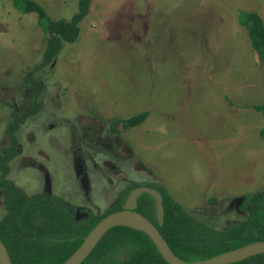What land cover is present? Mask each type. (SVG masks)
Listing matches in <instances>:
<instances>
[{
  "label": "rangeland",
  "instance_id": "obj_1",
  "mask_svg": "<svg viewBox=\"0 0 264 264\" xmlns=\"http://www.w3.org/2000/svg\"><path fill=\"white\" fill-rule=\"evenodd\" d=\"M37 1L68 19L77 0ZM239 10L264 19V0H91L78 40L34 71L42 107L19 125L8 178L80 212L153 182L211 226L243 218L241 196L264 186V116L252 107L264 75ZM45 37L35 13L0 0V153L11 111L31 101L23 75ZM142 110L140 124L108 130Z\"/></svg>",
  "mask_w": 264,
  "mask_h": 264
},
{
  "label": "trees",
  "instance_id": "obj_2",
  "mask_svg": "<svg viewBox=\"0 0 264 264\" xmlns=\"http://www.w3.org/2000/svg\"><path fill=\"white\" fill-rule=\"evenodd\" d=\"M91 0H77L70 18H51L37 0H12L13 7L33 12L37 25L45 33L41 61L23 75L32 98L21 110H12L7 124L8 146L0 153V193L5 212L0 217V239L12 264H62L80 245L95 223L109 212L122 208L128 191L138 185L155 187L162 195L163 223L158 225L153 199L143 193L137 198L135 210L155 224L170 249L180 259L195 262L246 243L264 240V186L249 190L241 196L239 209L243 218L228 221L216 228L197 219L158 183H132L120 190L110 205L96 214L87 212L86 220L74 218V207L62 198L48 193L27 194L8 178L9 162L18 153L16 132L20 123L36 114L42 107V82L34 75L37 68L53 62L64 44H74L81 33L80 21L89 12ZM238 22L247 30L248 39L261 64L264 75V19L257 10H239ZM260 103L253 104L264 116V85ZM147 110L126 117H117L108 130L117 133L115 125L126 122L135 126L143 122ZM214 196L210 197L215 201ZM120 254L122 257L120 258ZM80 264H168L150 237L142 230L126 225L110 227ZM228 264H264V253L248 256Z\"/></svg>",
  "mask_w": 264,
  "mask_h": 264
},
{
  "label": "water",
  "instance_id": "obj_3",
  "mask_svg": "<svg viewBox=\"0 0 264 264\" xmlns=\"http://www.w3.org/2000/svg\"><path fill=\"white\" fill-rule=\"evenodd\" d=\"M143 193H147L153 199L154 215L158 225H161L163 223L164 209L160 191H158L155 187H150L147 185H138L132 187L126 195V198L122 204V208L109 212L106 215L102 216L83 237L82 242L77 247V249L62 264H80V262L93 249L102 235L110 227L114 225H122L117 221L125 218L136 219L143 225L144 228L140 230L144 231L150 237L158 252L168 264H228L239 261L254 254L264 253V240H257L221 252L207 259L195 262H186L174 254V252L167 244L166 240L160 234L157 226L149 221L140 212L135 210V207L137 205V198ZM87 216V212H80L78 208L74 213V218L76 220H86ZM119 257L121 258L122 255H120ZM0 264H12L10 256L1 239Z\"/></svg>",
  "mask_w": 264,
  "mask_h": 264
},
{
  "label": "bare ground",
  "instance_id": "obj_4",
  "mask_svg": "<svg viewBox=\"0 0 264 264\" xmlns=\"http://www.w3.org/2000/svg\"><path fill=\"white\" fill-rule=\"evenodd\" d=\"M117 222L122 225H126V226L136 228V229L144 228L143 225L139 221H137L136 219H132V218L120 219Z\"/></svg>",
  "mask_w": 264,
  "mask_h": 264
},
{
  "label": "flooded vegetation",
  "instance_id": "obj_5",
  "mask_svg": "<svg viewBox=\"0 0 264 264\" xmlns=\"http://www.w3.org/2000/svg\"><path fill=\"white\" fill-rule=\"evenodd\" d=\"M123 202H124V201H123ZM122 204H123V203H122ZM77 208H79V207H77ZM77 208H75L74 213H75V211H76Z\"/></svg>",
  "mask_w": 264,
  "mask_h": 264
}]
</instances>
